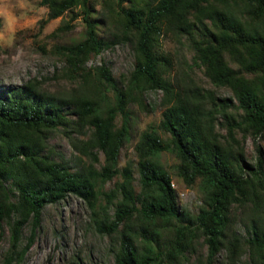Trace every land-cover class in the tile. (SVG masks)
<instances>
[{"label": "trees", "instance_id": "trees-1", "mask_svg": "<svg viewBox=\"0 0 264 264\" xmlns=\"http://www.w3.org/2000/svg\"><path fill=\"white\" fill-rule=\"evenodd\" d=\"M40 3L48 8L47 19L70 12L69 20L82 21L81 36L59 51L63 71L76 86L56 93L37 80L0 87V221L9 223L11 239L3 264H18L43 208L69 193L84 197L95 229L115 238L113 264H185L192 244L188 236L198 232L208 244L204 264H213L222 247L230 264H237L243 247L254 264H264V0ZM69 20L53 32L71 30ZM166 32L191 52L189 70L182 69L180 76L170 77L172 59L160 44ZM117 42L129 43L134 54L122 85L104 63L87 65L92 54ZM194 67L213 87L196 81ZM214 86L228 87L233 97L218 95ZM149 89L162 90L161 119L140 132L136 161L119 169L120 149L131 136L128 103ZM55 130L89 161L72 170L67 161L54 159L48 137ZM248 136L255 143L253 163L244 150ZM94 150L104 155L100 168L94 166ZM163 151L176 157L179 177L188 184L199 179L203 204L194 216L180 207L172 177L160 161ZM116 174L122 176L116 186L99 191ZM244 202L259 209L257 221L246 238L226 236L232 206ZM169 221L167 228L159 225ZM25 225L30 233L21 246Z\"/></svg>", "mask_w": 264, "mask_h": 264}, {"label": "rangeland", "instance_id": "rangeland-1", "mask_svg": "<svg viewBox=\"0 0 264 264\" xmlns=\"http://www.w3.org/2000/svg\"><path fill=\"white\" fill-rule=\"evenodd\" d=\"M99 6L97 5V8ZM47 16L48 8L41 4L40 0H0V87L19 85L27 80H37L39 86L56 93V91H67L76 86L75 82L63 71L65 62L59 51L63 45L81 36L82 21L80 17L69 20L70 12L49 19ZM43 19H45L44 23ZM63 20H69L73 23V27L65 33L55 34L54 29ZM182 40L185 41L183 38ZM160 44L162 50L172 59L170 77H173L174 73L177 76L182 75V69L189 70L191 52L186 43L183 45L176 35L166 32L161 36ZM101 63L110 68L117 83L122 85L134 65L131 45L127 42H117L98 54H92L87 65L95 66ZM194 69L192 74L199 84L206 87L212 86L200 69L195 67ZM216 92L222 97H233L228 87H218ZM112 95L110 91V99H113ZM162 95L160 89H149L140 95L141 99H137L140 97L138 96L128 103L131 115V136L120 149L117 163L119 169L136 161L134 145L140 132L148 126L156 127L159 123L163 109ZM120 122L121 116L117 114L115 123L119 125ZM73 133L79 139L85 137L84 133ZM160 133L165 136L163 131ZM48 143L55 151L51 156L57 160L67 161L72 170L81 161L83 163L89 161V157L74 148L69 138L60 130L50 133ZM254 144L252 137L245 138L244 150L249 163L256 160ZM94 152L98 159L94 161V166L100 168L104 162V155L99 150H94ZM160 161L172 177L180 207L194 216L203 204L204 191H202L199 179L188 184L179 177L175 169L177 159L170 151L161 152ZM134 175L137 177L136 172ZM121 179L122 176L116 174L98 189L106 191L114 188L116 182ZM134 186L138 190L136 179ZM100 197V200L104 202L105 196L101 194ZM258 210L250 202L234 203L229 224L225 229L226 236L236 233L240 238H246L252 229V224L259 217ZM168 223L170 224L159 223V225L167 228L171 226V221ZM29 233L30 227L25 225L21 246L26 242ZM188 237L192 238V244L189 251L185 252V264H204L207 259L208 244L203 235L198 232L195 236L191 234ZM114 241L115 238L101 234L95 229L88 201L82 196L69 193L60 201L49 203L43 208L40 224L35 230L30 248L18 264H113L114 258L110 246ZM10 248V225L6 221H0V264L5 261ZM212 263L230 264L226 247H222L216 253ZM237 264H254L247 252V247L242 248Z\"/></svg>", "mask_w": 264, "mask_h": 264}, {"label": "clouds", "instance_id": "clouds-1", "mask_svg": "<svg viewBox=\"0 0 264 264\" xmlns=\"http://www.w3.org/2000/svg\"><path fill=\"white\" fill-rule=\"evenodd\" d=\"M172 185H173V182H172ZM174 186V185H173ZM175 187V186H174Z\"/></svg>", "mask_w": 264, "mask_h": 264}]
</instances>
